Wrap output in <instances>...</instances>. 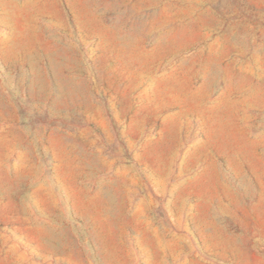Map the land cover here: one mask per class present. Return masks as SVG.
Returning <instances> with one entry per match:
<instances>
[{
  "label": "rangeland",
  "instance_id": "1",
  "mask_svg": "<svg viewBox=\"0 0 264 264\" xmlns=\"http://www.w3.org/2000/svg\"><path fill=\"white\" fill-rule=\"evenodd\" d=\"M0 264H264V0H0Z\"/></svg>",
  "mask_w": 264,
  "mask_h": 264
}]
</instances>
